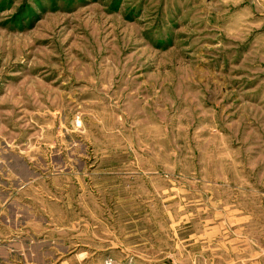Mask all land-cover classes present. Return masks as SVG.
<instances>
[{
    "label": "rangeland",
    "instance_id": "1",
    "mask_svg": "<svg viewBox=\"0 0 264 264\" xmlns=\"http://www.w3.org/2000/svg\"><path fill=\"white\" fill-rule=\"evenodd\" d=\"M260 255L264 0H0V264Z\"/></svg>",
    "mask_w": 264,
    "mask_h": 264
},
{
    "label": "crops",
    "instance_id": "2",
    "mask_svg": "<svg viewBox=\"0 0 264 264\" xmlns=\"http://www.w3.org/2000/svg\"><path fill=\"white\" fill-rule=\"evenodd\" d=\"M72 257V256H71ZM69 257V258H71ZM60 264H70L68 258L65 261H62ZM235 264H264V257H261V255L259 257H251L248 259H243L241 261H238Z\"/></svg>",
    "mask_w": 264,
    "mask_h": 264
}]
</instances>
